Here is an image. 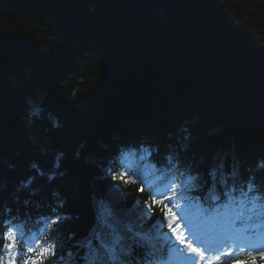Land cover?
I'll list each match as a JSON object with an SVG mask.
<instances>
[{"label":"trees","instance_id":"16d2710c","mask_svg":"<svg viewBox=\"0 0 264 264\" xmlns=\"http://www.w3.org/2000/svg\"><path fill=\"white\" fill-rule=\"evenodd\" d=\"M116 138L186 143L185 165L223 161L229 188L264 183V0H0V203L13 210L0 208V236L46 219L54 243L61 201L63 263L98 201L139 231L147 194L109 177L148 155L106 161ZM250 195L264 202L259 185ZM159 225L146 229L156 255Z\"/></svg>","mask_w":264,"mask_h":264},{"label":"snow or ice","instance_id":"6c2138e0","mask_svg":"<svg viewBox=\"0 0 264 264\" xmlns=\"http://www.w3.org/2000/svg\"><path fill=\"white\" fill-rule=\"evenodd\" d=\"M39 112V109H37ZM33 115H36L34 113ZM190 137H183L184 141H188ZM114 152L105 158V160H115L124 154V150L130 149L129 154L137 152L146 153L150 158L154 156H162L163 164L166 170L175 168L181 175H187L179 184L174 179L168 180L163 191H152L148 199L140 201L142 207L136 216L139 224V231L133 232L130 227L124 228L120 233L109 231L108 233L97 232L93 235L92 240L87 245L75 241L74 234H70L69 238L73 240V247L79 250V254L75 257L72 264H110L111 261L118 260V264H156V249L153 245L149 247L147 241L149 235L147 227L155 224L157 219H161L164 223L160 225L161 230L166 227L168 234L175 240L172 244L171 240L166 239V244L175 248L179 254V258L185 264H223L225 259L230 260L231 264H264V249H249L244 245L232 246L226 240L221 241V247H212L206 242H202L192 232V224L184 223V207H194L199 212L198 223L206 221L215 213L219 215L223 197L229 198V203H235L232 195L236 191L234 187L229 188L227 181L223 179L225 172L224 162L208 164L203 170L196 169L190 165H185L183 160L184 153L188 150L186 143L176 144L159 143L148 138H137L131 141L116 138L113 141ZM160 162L157 161V164ZM257 168L264 170V158L257 161ZM110 172L113 176L116 174V167H111ZM130 174L122 172L117 179H110L112 186H118L122 181L126 185H134L137 181L129 178ZM49 180L54 179L53 176L48 177ZM259 185L264 188L255 176L249 178L247 191H242L241 196L248 199V194L253 191V187ZM151 191V189H150ZM144 192L143 187H139L136 195L139 196ZM0 196H2V188H0ZM127 196V193H125ZM135 199V197H133ZM253 199H255L253 197ZM64 202L61 201L56 216L51 222L57 225L55 231L51 234L54 243L41 247L39 252L29 246L28 253L31 255L23 258L21 255L23 245H17L18 237L15 235V228L9 227L3 236H0V264H18L23 259V264H57L62 260L63 243L61 237V229L59 225L71 218L70 214L62 211ZM0 208L6 209L8 218L13 216V210L9 205L0 203ZM51 211V209H50ZM28 215V213H25ZM123 221V218L121 217ZM5 221L0 220V223ZM235 223V220L231 221ZM130 223V221H129ZM13 224L15 221L13 220ZM115 239L112 240V237ZM88 240V237L84 238ZM111 240V243H109ZM6 241V242H4ZM163 247V245L161 246ZM118 249V253H117ZM240 252L247 255V259H234ZM72 256L73 253H67Z\"/></svg>","mask_w":264,"mask_h":264},{"label":"bare ground","instance_id":"6f19581e","mask_svg":"<svg viewBox=\"0 0 264 264\" xmlns=\"http://www.w3.org/2000/svg\"><path fill=\"white\" fill-rule=\"evenodd\" d=\"M239 192H240V190H239ZM248 204H249V208H252L253 209L255 207L254 203L251 200H248Z\"/></svg>","mask_w":264,"mask_h":264}]
</instances>
